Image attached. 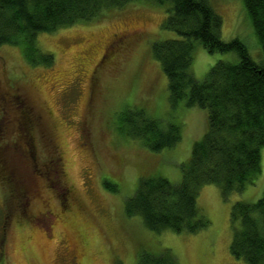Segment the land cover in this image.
<instances>
[{
  "label": "rangeland",
  "instance_id": "obj_1",
  "mask_svg": "<svg viewBox=\"0 0 264 264\" xmlns=\"http://www.w3.org/2000/svg\"><path fill=\"white\" fill-rule=\"evenodd\" d=\"M209 2L222 16V38H240L252 57L262 61L263 48L244 0ZM166 16L165 5L139 0L90 21L40 32L37 44L53 54L51 64L32 63L21 44L0 46V145L9 168L20 177L1 170L0 264H72L75 255L83 264H138L142 250L167 247L180 264H250L231 251V209L237 200L262 196L264 146L261 172L243 190L225 194L215 183L200 187L198 204L210 219L206 228L156 232L141 215L125 212V201L141 177L160 174L175 183L182 180V163L207 128L205 108L171 101L167 74L153 53L155 41L179 37L162 26ZM120 37L129 40L125 47L118 46L121 39L115 42ZM194 42L192 70L199 79L220 58L238 60L235 52L211 53ZM25 105L37 120L31 133H25L22 121ZM128 105L180 124L181 140L154 151L141 138L121 133L118 113ZM31 139L36 160L25 151ZM51 156L59 158L57 171L52 162L41 169ZM105 180L116 183L118 190L107 187ZM64 182L74 196L63 207L59 192ZM17 185L31 191L30 200L18 194ZM25 203L31 214L46 208L54 214L30 219L20 213Z\"/></svg>",
  "mask_w": 264,
  "mask_h": 264
},
{
  "label": "trees",
  "instance_id": "obj_2",
  "mask_svg": "<svg viewBox=\"0 0 264 264\" xmlns=\"http://www.w3.org/2000/svg\"><path fill=\"white\" fill-rule=\"evenodd\" d=\"M132 1L139 0H0V46L21 44L29 61L51 64L53 54L39 48L38 33L90 21L105 10ZM145 1L165 5L167 16L162 26L179 35L153 43V53L168 77L170 99L173 103L184 100L185 106L205 108L207 128L203 137L194 142L188 161L182 163V180L175 183L160 174L141 177L135 193L125 201V212L128 216L141 215L144 224L156 232L168 228L197 232L210 224L198 204L201 186L215 183L225 194L241 191L261 172L264 57L262 61L255 60L240 38L228 41L222 38V16L209 0ZM244 3L264 55V0H244ZM195 40L211 53L235 52L238 60L220 58L199 79L192 70ZM25 108L22 121L25 133H31L37 120L33 111L26 105ZM117 121L121 133L141 138L154 151L173 147L182 137L180 124L165 123L136 105L119 111ZM26 145V153L36 160L35 142L31 139ZM3 157L4 146L0 145L1 179V170L8 169L20 180ZM47 162L54 163L55 157H48L41 169ZM34 169H38L37 164ZM105 184L118 190L116 183L105 180ZM231 222L232 253L250 264H264V192L255 201H235ZM138 264H180V261L167 247L160 252L142 250Z\"/></svg>",
  "mask_w": 264,
  "mask_h": 264
},
{
  "label": "flooded vegetation",
  "instance_id": "obj_3",
  "mask_svg": "<svg viewBox=\"0 0 264 264\" xmlns=\"http://www.w3.org/2000/svg\"><path fill=\"white\" fill-rule=\"evenodd\" d=\"M117 41H119V43H118V46L119 47H125L127 41H129V40H127V38L120 37V38L116 39L115 42H117ZM14 96H12V97H14ZM29 109H31L33 111V109L31 107H29ZM16 115H17V119H18L19 118L18 113H16ZM18 120L20 121V119H18ZM19 121H17V123H19ZM19 124L21 125L22 123H19ZM58 159L59 158L56 157L55 158V162L53 163L54 166L57 165V167L55 168L56 171L58 169V164H59ZM57 174H59V172H57ZM58 182L59 181H57V184H58ZM61 185H62V187H61V191L59 192V194H60L59 197L61 199V202L62 203L63 202L65 203V204H63V207H64L65 205H69L70 204L71 198H73L74 195H73V192H72V188L68 184H66L64 182V183H61ZM55 186L56 185H54V184L52 185V187H55ZM16 187L18 188L17 192H19L18 194L21 197L24 196V197H26L29 200L31 199V197H30V192L31 191L27 190L26 188L25 189H22L20 187V185H17ZM58 187H59V185H58ZM27 199H26V202H27ZM20 202L23 205V202L21 201V199H20ZM20 213L28 214V216L30 217V219H40V218L41 219H43V218L46 219V218H49V217L53 216V214H54L53 211H52V209H50V208H46L45 210L41 211V213L39 215H37V214L36 215L35 214H31L28 211V208L26 207V203H25V206H23L22 211H20ZM72 264H83V260L82 261L77 260L76 259V255H75Z\"/></svg>",
  "mask_w": 264,
  "mask_h": 264
}]
</instances>
